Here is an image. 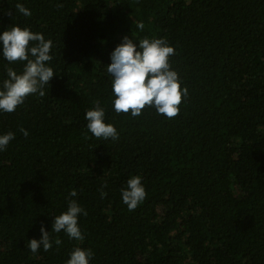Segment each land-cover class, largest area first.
I'll return each instance as SVG.
<instances>
[{"label": "trees", "instance_id": "16d2710c", "mask_svg": "<svg viewBox=\"0 0 264 264\" xmlns=\"http://www.w3.org/2000/svg\"><path fill=\"white\" fill-rule=\"evenodd\" d=\"M15 24L52 41L56 75L0 113V134L15 133L0 152V264H66L76 247L90 264H264V0H0V33ZM125 36L174 47L188 90L175 117L113 110L106 66ZM8 67L23 65L0 59V82ZM97 104L118 139L87 131ZM133 176L146 198L129 211ZM69 199L84 239L53 232L59 245L31 253Z\"/></svg>", "mask_w": 264, "mask_h": 264}, {"label": "clouds", "instance_id": "9594fccd", "mask_svg": "<svg viewBox=\"0 0 264 264\" xmlns=\"http://www.w3.org/2000/svg\"><path fill=\"white\" fill-rule=\"evenodd\" d=\"M19 14L30 17L32 12L23 4L15 5ZM135 26L141 32L145 25L135 21ZM53 43L46 40L43 33L33 32L27 27L13 25L0 33V55L9 64H22V71L14 68L6 69V78L0 82V113H12L22 105L30 95H45V88L50 85L56 72L51 66ZM175 54L173 46L164 39L143 38L139 43L125 36L122 42L111 53V63L106 66L111 76L113 110L116 114H130L137 117L145 107L155 108L158 115L171 119L178 115L182 97L188 93L187 88L181 89L179 74L170 64V57ZM87 131L97 139H118L117 128L107 123L105 110L99 104L85 114ZM25 137L28 130L21 128ZM14 132L0 134V152L7 149ZM106 187V185H105ZM70 197H76L77 191L70 192ZM106 193L101 192V196ZM146 198V190L140 176H133L121 189L122 202L128 210H135ZM81 215L87 212L75 199H69L67 209L54 216L52 230L49 232L41 225L39 239L27 241L26 248L31 253H37L41 248L47 252L53 245H59L60 239L53 240L51 233L63 232L69 239L82 241L84 235L79 226ZM93 257L91 249L76 247L69 255L66 264H90Z\"/></svg>", "mask_w": 264, "mask_h": 264}]
</instances>
